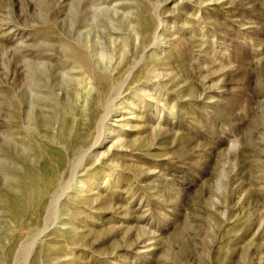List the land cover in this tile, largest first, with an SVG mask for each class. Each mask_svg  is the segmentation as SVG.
Wrapping results in <instances>:
<instances>
[{"label":"rangeland","instance_id":"1","mask_svg":"<svg viewBox=\"0 0 264 264\" xmlns=\"http://www.w3.org/2000/svg\"><path fill=\"white\" fill-rule=\"evenodd\" d=\"M0 264H264V0H0Z\"/></svg>","mask_w":264,"mask_h":264},{"label":"bare ground","instance_id":"2","mask_svg":"<svg viewBox=\"0 0 264 264\" xmlns=\"http://www.w3.org/2000/svg\"><path fill=\"white\" fill-rule=\"evenodd\" d=\"M111 63H112V62H111ZM76 71H77V70H76ZM76 71H72V72L74 73V72H76ZM70 74H71V73H70ZM75 74H76V73H75ZM72 78H73V77H72ZM74 78H76V77H74ZM74 78H73V79H74ZM77 80H78V78H77ZM106 119H107V116H106L105 120H106ZM105 120H104V122H105ZM104 122H103V123H104ZM84 157H85V155L82 157V162H83Z\"/></svg>","mask_w":264,"mask_h":264}]
</instances>
